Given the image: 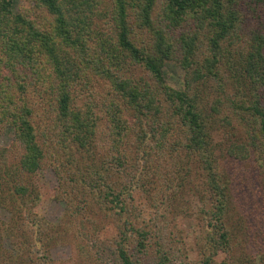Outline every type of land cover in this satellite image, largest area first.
I'll list each match as a JSON object with an SVG mask.
<instances>
[{
    "label": "trees",
    "instance_id": "obj_1",
    "mask_svg": "<svg viewBox=\"0 0 264 264\" xmlns=\"http://www.w3.org/2000/svg\"><path fill=\"white\" fill-rule=\"evenodd\" d=\"M19 1L0 0V128H14L16 146L0 149V207L10 212L0 217V264H110L103 255L140 264L134 250L160 245V223L137 199L169 166L154 163L156 152L173 161L167 206L179 207L193 164L204 180L203 217L187 212L180 224L199 264H264V238L260 253L237 242L236 199L220 170L222 155L256 154L264 168V33L241 34L240 0H164L160 23L157 0H33L15 12ZM171 59L186 70L181 89L165 82ZM128 60L148 76L131 77ZM175 124L183 140L167 135ZM52 151L53 193L38 182ZM46 198L65 201L61 222L38 210ZM64 243L73 255L55 259L51 248ZM168 261L162 245L155 264Z\"/></svg>",
    "mask_w": 264,
    "mask_h": 264
},
{
    "label": "rangeland",
    "instance_id": "obj_2",
    "mask_svg": "<svg viewBox=\"0 0 264 264\" xmlns=\"http://www.w3.org/2000/svg\"><path fill=\"white\" fill-rule=\"evenodd\" d=\"M164 0H157L155 4V19L158 23L161 22L160 13L162 11ZM24 6H34L33 0H20L16 4L14 11L18 12L22 10ZM256 8V12L253 9ZM240 9V25H241V34L248 35L254 31H260L264 33V4H255L251 0H240L239 1ZM109 29V26L106 28ZM128 73H130L133 78H142L148 76L149 73L144 69L143 66L132 65V62L128 60L127 62ZM186 78V70L180 64L177 59L167 60L164 65V79L165 82L175 88L181 89L184 85ZM105 88L106 82H104ZM108 91V90H107ZM35 109L37 111L36 120L39 130V135L43 137L44 124L42 122V113L44 104H36ZM162 111H164L160 116L163 123L169 119V114L171 110L168 106H162ZM151 119H154L152 112L149 115ZM174 119V118H173ZM176 121V120H175ZM159 123V122H158ZM161 125V123H159ZM173 130L169 132V135L173 140H183V131L179 128L178 124L173 125ZM178 128V129H177ZM158 135L162 131V127L158 126ZM14 128L9 125H4L0 128V149L10 148L13 151V154L16 153V150L13 148L14 144ZM123 147H126L123 144ZM132 145L127 148V152H130ZM54 151L46 154L44 161V167L41 170L38 176V182L42 183L44 187H48L52 190V193L56 191L59 187V179L55 172L54 166L55 161L53 162L55 156ZM162 155V156H161ZM220 158V170L225 172V175L229 178L231 183L234 196H235V209L232 215V223L234 231L237 232V242H244V246L251 247L254 251H262L259 249L258 240L262 237L264 233V168L259 166V163L262 162L259 159L258 155L253 154L248 157H233V156H221ZM155 164L162 167V163H167L169 166L173 165L171 155L161 154L156 152L154 154ZM169 166L162 167L163 173L159 181L154 182L153 185H150V190H146L145 186L142 188L143 192L141 197L137 196V199L140 200L145 209L143 214L149 215L151 219L156 220L157 225V236L156 239L160 241V245L154 243L151 247V252L148 254H140L138 252H132L134 257L139 260L140 264H155L157 260V249L164 246V251L169 255V261L167 264H199L198 257H196L197 251H194L190 247L184 246L181 239L182 232L180 231L182 221H186L187 212H192L199 219L203 217L200 213L203 207H207L205 198L207 193L203 190L205 189L204 180L200 177V173H196L195 164L191 166L193 171L191 173V178L186 180L185 184V194L180 196L177 201L180 203L179 207L176 209L174 206H167V197H174L175 193L172 192L171 188L166 185L165 173L167 172ZM187 167V165H185ZM160 167V168H161ZM163 186V192L161 188ZM154 186L156 188H154ZM170 186H174L170 184ZM204 188V189H202ZM198 190L201 191L203 200L198 197ZM42 204L37 206L38 210L47 217L48 220L54 223H59L62 221V216L65 210V201L58 198H46ZM149 207V208H148ZM168 209L170 211H168ZM246 210V213L243 211ZM196 214V215H195ZM238 214L242 217L243 221L238 220ZM10 212L3 207H0V217L9 218ZM189 219V218H188ZM194 217L191 218L193 220ZM240 221V222H238ZM240 224L241 227L243 224L247 225V229L242 228V232L239 231L241 228L238 227L237 230L236 224ZM243 222V224H242ZM185 231H183L184 233ZM247 233V234H246ZM192 235H189V241ZM155 239L154 237L152 240ZM248 240L249 243L245 240ZM182 240V241H181ZM6 245L9 246V242H6ZM52 255L55 259H68L73 255V248L71 244H59L54 245L51 248ZM106 259L109 260L110 264L112 263L111 257L103 255Z\"/></svg>",
    "mask_w": 264,
    "mask_h": 264
}]
</instances>
